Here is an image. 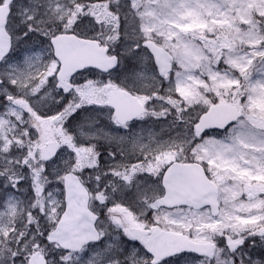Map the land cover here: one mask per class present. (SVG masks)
I'll list each match as a JSON object with an SVG mask.
<instances>
[{
  "label": "snow or ice",
  "instance_id": "1",
  "mask_svg": "<svg viewBox=\"0 0 264 264\" xmlns=\"http://www.w3.org/2000/svg\"><path fill=\"white\" fill-rule=\"evenodd\" d=\"M0 264H264V0H0Z\"/></svg>",
  "mask_w": 264,
  "mask_h": 264
}]
</instances>
